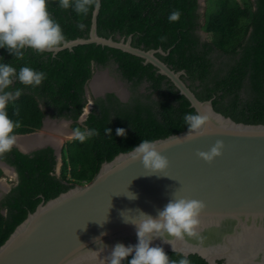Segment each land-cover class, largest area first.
I'll return each instance as SVG.
<instances>
[{"label": "trees", "instance_id": "obj_1", "mask_svg": "<svg viewBox=\"0 0 264 264\" xmlns=\"http://www.w3.org/2000/svg\"><path fill=\"white\" fill-rule=\"evenodd\" d=\"M220 1V8L209 16L210 4L207 6L202 24L198 0H101L97 34L116 41L131 36L132 45L144 50L161 48L166 55L157 56L173 70L186 72L183 80L198 99H213L214 109L235 121L264 123V0ZM48 10L66 41L89 37L94 11L79 15L71 8L61 9L58 0H49ZM175 10L181 12L180 20L170 23L168 16ZM200 31L207 34L206 40ZM162 36L166 37L164 42ZM112 61L119 65L122 77L132 82L133 96L126 103L114 94L97 99L80 129H96L99 135L84 143L68 141L62 150L59 174L57 156L50 146L29 154L13 147L0 156L18 174L17 185L0 200V246L42 201L89 182L103 162L131 151L143 139L154 141L187 130L184 115L197 113L152 64L117 48L79 44L57 53L55 59L50 53L28 49L21 61L0 48V63H10L17 71L28 66L46 74L36 88L18 81L13 84V89L23 90L8 106L9 117L20 123L15 134L40 129L47 114L77 121L87 104L85 86L94 68L106 67ZM144 81L150 86L140 92ZM165 81L168 84L163 87ZM105 128L112 130L111 136L104 133ZM117 128L125 129L126 135L118 136ZM165 253L170 260L181 258L179 252ZM187 258L191 264H209L196 254ZM131 259L129 256L123 264Z\"/></svg>", "mask_w": 264, "mask_h": 264}, {"label": "water", "instance_id": "obj_2", "mask_svg": "<svg viewBox=\"0 0 264 264\" xmlns=\"http://www.w3.org/2000/svg\"><path fill=\"white\" fill-rule=\"evenodd\" d=\"M98 14L93 12L89 37L66 41V48L96 43L142 58L144 64H152L170 79L196 112L209 116L212 132L183 140L187 129L154 140L169 161L163 173L150 174L141 160L131 159L132 150L103 162L89 182L42 201L29 213L0 246V264H105L117 243H138L134 224L143 218L141 212L156 218L173 192L176 198L206 205L198 236L183 240L165 237L176 252L196 254L209 264H264V123L235 121L216 111L213 99H198L182 78L186 72L173 70L157 56L166 55L161 48H137L131 36L119 41L100 37ZM35 134L38 132L16 136ZM176 136L181 137L179 142H174ZM217 140L224 142L221 156L211 163L197 156L198 151H209ZM34 146L19 150L27 154L50 146L61 157L62 147L57 150L51 143ZM0 166L10 168L2 161ZM133 193L137 198L130 200ZM97 238L100 241L96 242ZM150 246L174 252L171 244L161 239Z\"/></svg>", "mask_w": 264, "mask_h": 264}, {"label": "clouds", "instance_id": "obj_3", "mask_svg": "<svg viewBox=\"0 0 264 264\" xmlns=\"http://www.w3.org/2000/svg\"><path fill=\"white\" fill-rule=\"evenodd\" d=\"M58 6L65 10L71 8L79 15H87L90 11L98 12L101 3L100 0H58ZM48 7L49 0H0V48H6L18 61L24 60L28 49L34 50L37 54L50 53L52 59H55L56 54L67 47V43L60 24L51 16ZM180 17L181 12L175 10L168 16V20L170 23L178 22ZM80 27L82 28L83 25ZM160 40L164 42L166 37L162 36ZM45 79L44 72L36 71L31 67L23 66L17 71V68L10 63H0V156L11 152L16 145L18 134H15V129L20 127L19 121H13L8 114L10 102L18 99L23 92L20 88L13 89V84L18 81L25 87L36 88ZM183 119L188 126L183 140H192L212 132V127H209L211 121L206 113H188ZM111 131L110 128L104 129L107 136H111ZM116 134L123 137L126 131L123 128H117ZM98 135V130L87 128L83 130L75 128L71 133L72 138L81 143ZM180 140L181 137L176 136L174 142ZM159 146L156 141L143 139L138 146L131 149V159L141 160L150 174L163 173L168 168L169 161L158 151ZM223 148L224 142L217 140L209 151H198L197 156L211 163L216 157L222 155ZM10 168L17 174L14 167L10 166ZM17 183L18 180L13 187ZM136 198V194L133 193V198L129 199ZM205 207L202 201L176 198L173 192L172 199L163 210L158 212L156 218L141 212L143 218L134 224L138 243L128 246L117 243L111 254L104 260L105 264H123L129 256H132L129 264H191L187 254H181L179 260H170L162 247L150 245L153 240L161 239L164 243L171 244L176 252L171 240L165 237L183 240L186 236H198L197 229L201 225V214ZM125 222L128 221L125 220ZM98 240L97 238L96 242Z\"/></svg>", "mask_w": 264, "mask_h": 264}, {"label": "flooded vegetation", "instance_id": "obj_4", "mask_svg": "<svg viewBox=\"0 0 264 264\" xmlns=\"http://www.w3.org/2000/svg\"><path fill=\"white\" fill-rule=\"evenodd\" d=\"M198 1H199V5H200V8H199L198 11H199L200 14H202L200 22L203 24L204 23V16L206 14L207 6L209 4H208V0H207V5L205 7H202L200 0H198ZM199 34L202 36V40L203 41L206 40L207 34H206V36H203L201 31L199 32ZM93 75H95V78L99 77V76L104 78V82H106L105 89L103 91H100V92H94L93 89H92V84L89 83L91 79L88 81L87 85L85 86V97L87 99V104H86L82 114L80 115V117L78 118L77 121H74V120H72L70 118H65V117H55L52 114H47L45 116V118H44V121L47 118H49V120L52 121V122L56 121V122L60 123V122L65 121V123L66 122L70 123V125H72V127H74V128H80V126H82L84 124V122L87 120L90 112L95 109L97 99H99V98H104L105 99L109 94H114L121 102L126 103L133 96L132 82L127 81L126 79H124L122 77V75L120 73V70H119V65L117 63H115V61L114 62L112 61L106 67H95ZM183 77H185V75H183L182 78ZM95 78H94V80H95ZM94 80H92L91 83H93ZM109 84H110V86H109ZM167 84H168L167 81H165L164 84H163L164 85L163 87H165ZM149 86H150V83L148 81H144L142 83V85L140 86V90L139 91L143 92ZM91 96H92V98H91ZM40 106H41V108L43 110L46 109L44 107V105L41 104ZM47 122H49V121H47ZM47 122H45V123H47ZM43 125H42V128L44 127L45 130H47V124L44 125V126ZM76 125H79V126H76ZM69 131H70L69 134H71L72 131H73V130H71V127H69ZM18 135H21V134H18ZM71 139L73 140V138H71ZM72 140H70V141H72ZM14 147L19 149V146L17 144ZM17 180H18V176H17ZM11 182H13V180ZM7 193L8 192L6 191L4 194H2L0 200Z\"/></svg>", "mask_w": 264, "mask_h": 264}, {"label": "rangeland", "instance_id": "obj_5", "mask_svg": "<svg viewBox=\"0 0 264 264\" xmlns=\"http://www.w3.org/2000/svg\"><path fill=\"white\" fill-rule=\"evenodd\" d=\"M219 1L220 0H208V4H210V7H209L208 12H207L208 16L210 15V13L213 14V12L216 9L220 8L222 2L220 1L221 2L220 3ZM200 2H201V6L202 7H205L207 5V0H200ZM201 32H202L203 36H206V33H204L203 31H201ZM91 98H92V96H91ZM47 121H50L49 118L45 119V122H47ZM66 123H67V129H69V127H71V130L75 129L74 127H72V125H70V123H68V122H66ZM59 124L60 123L56 124L54 122V124H51V125H48V126H51V130H52V132H51L52 134L51 135L57 136L60 139L59 143L61 144V147H62V150H63V148L66 145V143L68 141L72 140L71 139L72 137H71V134H68L66 136V135L61 134V132H60V134L55 132L54 129L60 128ZM55 125H57V126H55ZM53 126H54V128H53ZM44 129L45 128L43 127L40 130L38 129V131H36V132H38V134H40L41 132H42V134H46L48 130H44ZM62 165H63V160H62V152H61V157H59V154L57 155V165H56L57 174L60 173V169H61ZM3 168H5V167H3ZM7 169H11V168H7ZM7 169L4 171L3 176L0 177V198H1L2 194H4L6 191H9L13 187V185L17 182V174L13 173L12 169L11 170H7ZM12 180H13V182H11Z\"/></svg>", "mask_w": 264, "mask_h": 264}, {"label": "bare ground", "instance_id": "obj_6", "mask_svg": "<svg viewBox=\"0 0 264 264\" xmlns=\"http://www.w3.org/2000/svg\"><path fill=\"white\" fill-rule=\"evenodd\" d=\"M105 76V75H104ZM107 80V79H106ZM92 84V89L94 92H100V91H103L105 89V86H106V82H104V78H102L101 76L99 77H96L95 80L93 81ZM110 86V84H109ZM114 87V86H113ZM112 87V88H113ZM120 91V90H119ZM122 91V90H121ZM51 122H47V126L50 124ZM45 124V125H46ZM51 124H54L51 123ZM67 123L65 122H60L59 124V127L58 129H54L55 132L57 133H60L63 134V135H68L70 132L67 130ZM54 128V126H53ZM48 129V128H47ZM45 130V129H44ZM51 131V130H50ZM48 132V131H47ZM59 138L58 137H51V135L48 134H42V132L40 134H35L33 136H28V137H25V136H18L17 137V145H19L22 149L24 150H29L31 149V147H33L34 145H38V146H34V147H39L41 145H44V144H48L47 142H53L55 145H59L61 147V144L59 143ZM41 144V145H40ZM56 147L57 150L60 149V147ZM5 168L7 169L8 167L5 166ZM7 170H11V169H7Z\"/></svg>", "mask_w": 264, "mask_h": 264}, {"label": "crops", "instance_id": "obj_7", "mask_svg": "<svg viewBox=\"0 0 264 264\" xmlns=\"http://www.w3.org/2000/svg\"><path fill=\"white\" fill-rule=\"evenodd\" d=\"M49 122H51L52 123V121H49ZM53 122H55L56 124H58V122H56V121H53ZM51 123L49 124V125H51ZM55 126H57V125H55ZM47 130H48V132L46 133V134H48L49 133V135H51L52 133V130H51V126H47ZM57 128V127H56ZM51 130V131H50ZM68 131H69V129H67ZM70 132V131H69ZM58 134H60V133H58ZM57 137V136H54V135H51V137ZM59 140V139H58ZM47 143H51V142H47ZM51 144H53V145H55L53 142L51 143ZM19 146V145H18ZM56 147H58L59 145H55ZM20 147V146H19ZM47 147H49V146H47ZM60 147V146H59ZM45 148V147H44ZM34 152V151H33ZM3 170V174H4V171L6 170L5 168H3L2 169ZM10 172V171H9Z\"/></svg>", "mask_w": 264, "mask_h": 264}]
</instances>
